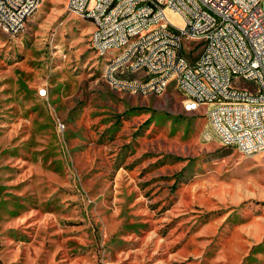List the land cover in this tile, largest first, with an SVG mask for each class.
<instances>
[{
  "label": "rangeland",
  "instance_id": "1",
  "mask_svg": "<svg viewBox=\"0 0 264 264\" xmlns=\"http://www.w3.org/2000/svg\"><path fill=\"white\" fill-rule=\"evenodd\" d=\"M91 29L67 0L0 28V264H264V151L205 138L174 84L112 87Z\"/></svg>",
  "mask_w": 264,
  "mask_h": 264
},
{
  "label": "built area",
  "instance_id": "2",
  "mask_svg": "<svg viewBox=\"0 0 264 264\" xmlns=\"http://www.w3.org/2000/svg\"><path fill=\"white\" fill-rule=\"evenodd\" d=\"M87 2H96V9H87ZM36 4L37 0H0V28L14 36L16 29H22L24 10ZM68 10L96 25L90 48L98 60L106 47L123 44L127 36L152 33V41L145 44H153L159 57L139 55L131 67L145 65V72L130 83L159 95L174 84L184 105L216 119V129L207 127L205 138L216 136L249 155L264 151V0H187V4L174 0L173 7H165V0H70ZM171 12L183 25L172 20ZM164 24L181 29L182 38L166 36ZM193 43L200 45L199 51L193 50ZM142 46H131L129 51ZM222 49L236 50L235 59H221ZM240 52L248 53V61H240ZM175 56L186 57L187 65L153 75L154 65L163 57ZM207 58H215V67L200 70V61ZM103 68L112 87L121 84L115 81V62ZM186 68H196V77L181 82ZM225 71H235L238 82L225 78ZM252 77L261 78V97H253L255 86L246 85ZM207 80L217 81V91H209ZM228 84H235V91H228ZM39 94L45 95L46 89L40 88ZM215 96H223V103H215ZM58 128L64 129V124Z\"/></svg>",
  "mask_w": 264,
  "mask_h": 264
},
{
  "label": "bare ground",
  "instance_id": "3",
  "mask_svg": "<svg viewBox=\"0 0 264 264\" xmlns=\"http://www.w3.org/2000/svg\"><path fill=\"white\" fill-rule=\"evenodd\" d=\"M41 0H37V4L33 7L27 8L23 12L24 22L22 29H16L14 35L20 33L26 25L28 18L38 9ZM176 4H187V0H176ZM174 0H165V7H173ZM70 7V0H67V9ZM87 9H96V2H87ZM93 25V30L90 39V46L94 47V39L97 35V27ZM165 35L171 38H182V30L177 26L171 24H164ZM152 41V33L140 32L132 36H127L123 40V44L118 46L106 47V52L102 53V58L106 60V66H111L115 62V81L121 82V84L114 86L119 89H126L130 91H140L144 93L153 91H146L145 87H138L132 85L130 81L137 79V72L143 70L145 72V65L133 64L139 62V55H151V57H159V50H153V44H145ZM143 45L139 48V51H129V47ZM236 50L234 49H222L220 50L221 59H235ZM240 61H248V53L240 52ZM181 65H187V58L184 56L163 57L161 64H155L153 67V75H161L166 68H178ZM209 67H215V58H207L204 61H200V70H208ZM125 68H128V72L135 73L134 76H130L124 72ZM189 77H196V68H186V75H181V82H188ZM225 78L231 79V82H238V74L235 71H225ZM107 79V78H106ZM252 82H255V89L253 90V97H261L263 93V86L261 85V78L252 77ZM253 84V83H252ZM207 87L209 91H217V81L207 80ZM228 91H235V84H228ZM215 103H223V96H215ZM184 109L187 111H193V106L184 105ZM208 129H216V119L207 118ZM207 129L205 130V133ZM244 154H248L246 151H241Z\"/></svg>",
  "mask_w": 264,
  "mask_h": 264
},
{
  "label": "crops",
  "instance_id": "4",
  "mask_svg": "<svg viewBox=\"0 0 264 264\" xmlns=\"http://www.w3.org/2000/svg\"><path fill=\"white\" fill-rule=\"evenodd\" d=\"M91 23V22H90ZM91 27H92V24H91ZM92 30V29H91ZM103 59V58H102ZM103 63H105L106 64V60H104L103 59ZM124 72H126V73H128L130 76H134L135 75V73H133V72H128V68H125V70H124ZM139 74V72H137L136 73V75H138ZM41 88H43V87H41ZM184 107V106H183ZM206 120H207V118H206ZM207 126V125H206ZM234 147V146H233ZM240 250H241V248H240ZM229 264V263H228Z\"/></svg>",
  "mask_w": 264,
  "mask_h": 264
}]
</instances>
